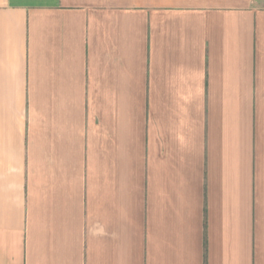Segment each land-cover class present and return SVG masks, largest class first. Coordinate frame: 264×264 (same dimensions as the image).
I'll list each match as a JSON object with an SVG mask.
<instances>
[{
	"label": "crops",
	"instance_id": "crops-1",
	"mask_svg": "<svg viewBox=\"0 0 264 264\" xmlns=\"http://www.w3.org/2000/svg\"><path fill=\"white\" fill-rule=\"evenodd\" d=\"M0 264H264V0H0Z\"/></svg>",
	"mask_w": 264,
	"mask_h": 264
}]
</instances>
